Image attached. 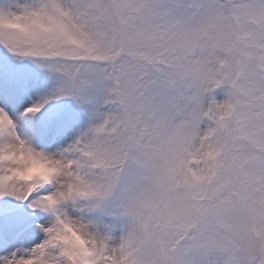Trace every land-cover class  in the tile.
Here are the masks:
<instances>
[{"label": "snow or ice", "instance_id": "snow-or-ice-1", "mask_svg": "<svg viewBox=\"0 0 264 264\" xmlns=\"http://www.w3.org/2000/svg\"><path fill=\"white\" fill-rule=\"evenodd\" d=\"M0 264H264V0H0Z\"/></svg>", "mask_w": 264, "mask_h": 264}]
</instances>
